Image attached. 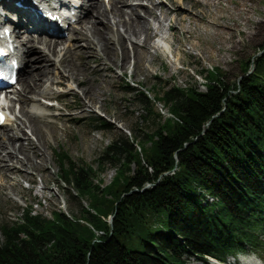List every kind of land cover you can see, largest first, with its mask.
Returning <instances> with one entry per match:
<instances>
[{
	"label": "trees",
	"instance_id": "16d2710c",
	"mask_svg": "<svg viewBox=\"0 0 264 264\" xmlns=\"http://www.w3.org/2000/svg\"><path fill=\"white\" fill-rule=\"evenodd\" d=\"M242 71L229 86L208 70L204 91L172 85L153 99L126 87L153 117L148 147L117 138L97 170L56 152L69 202L87 204L79 218L29 207L3 221L0 264H187L264 252V52ZM151 100L172 118L154 114ZM106 164L114 177L94 185Z\"/></svg>",
	"mask_w": 264,
	"mask_h": 264
},
{
	"label": "rangeland",
	"instance_id": "374dc122",
	"mask_svg": "<svg viewBox=\"0 0 264 264\" xmlns=\"http://www.w3.org/2000/svg\"><path fill=\"white\" fill-rule=\"evenodd\" d=\"M210 1L215 5H206L197 0H164L162 2L164 6L161 5V8L154 10V15L163 20L173 21L176 14L178 18L183 19L181 26L174 25L172 30L165 31L171 54L162 50L156 53L151 48H148L146 52L139 50L143 52L142 55L147 56V60H150L151 56L154 59L150 64L139 62L137 66L128 47L127 58L122 69H117L115 66L120 62L121 57L117 50H114L115 64L114 62L111 64L110 60L104 64L96 54H93L92 59L91 55L90 57L87 55V75L81 78L83 83L78 88L74 87V91L66 92L67 87L71 86L68 83L64 86L52 87L53 97H44L51 101L44 100V102L56 104L49 110H43L46 115L43 123L49 129L45 128L44 131H51L52 136H44L42 142L37 134L31 135L27 129H23L27 138L35 144L39 143L34 157L28 154L35 167L26 165L19 169L20 172L6 173L5 175L9 178L8 183L1 182V175L4 174H0V224L3 221H15L22 215L23 210L29 207H32L34 214L47 218H50L55 211H62L75 218L80 217L87 202L81 200L74 201V204L69 202L67 192L70 187L57 178L61 172L55 153L67 155L72 161L97 170V159L102 156L106 146L117 138L124 137L129 143L133 141L135 148L139 150L136 147V141L145 143V135L150 134L155 128L151 122L153 117H146L141 104L125 92L126 87L137 89L140 87L147 91L150 99H153L161 95L162 89L172 85L204 91L203 85L207 82L205 77L208 70H220L224 74L225 83L229 86L241 79L244 64L248 61L254 62L262 51L264 52V47L261 50L264 46V0ZM177 3L186 6L189 9L188 14L177 13L173 7ZM103 4L107 3L103 2ZM146 4L147 2L142 0L132 2L133 6H146ZM164 11H167L166 18L163 16ZM130 15L131 12L126 14V18ZM11 17H15L14 14H11ZM147 19L152 26L157 27L151 17L147 16ZM13 21L17 23L16 20ZM98 22L103 20L99 19ZM164 25H167V22H164ZM81 26V23L76 24L77 28ZM22 29L26 31L25 28ZM114 31L115 28H112L111 32ZM68 32L66 31L64 35ZM213 32L217 35L212 36ZM66 39L58 37L55 41L59 42L60 46V42H65ZM33 40L36 39L33 38ZM74 43L72 39L66 41L65 46L68 47ZM80 43L81 46L84 45L83 42ZM148 43L154 45L152 37ZM75 54L76 47H73L68 50L66 56L68 61L77 64ZM175 54L178 55L179 61L173 66L170 60H173L172 55ZM35 56L32 55L31 58ZM106 66H109L108 69H105ZM143 66L147 69L144 70ZM51 69L54 73V68ZM252 70L251 64L250 72ZM14 87L17 93L10 94L5 102L11 106L8 113L11 121H8V126L0 128L1 134L14 128V121L21 118L19 114L21 106L29 105H24L18 99L23 95L20 91V82ZM84 87L91 88L98 110L88 111L81 108L86 102L81 96V90ZM12 89L14 92L15 88ZM37 99L40 98L37 97ZM151 101L154 114H159L163 117L162 120L170 118L166 116L169 111L161 101ZM104 124L108 127L107 130H102ZM144 146L148 147L147 144ZM17 157L20 160L24 159L21 154ZM6 164L14 163L7 161ZM14 166L16 169L19 168L15 164ZM114 175V166L106 164L104 170L98 174L94 185L106 186ZM244 256L238 254L235 258L228 257L223 264H244L251 261L264 264L263 251L248 252ZM184 258L187 264H220L213 259L203 261L192 257Z\"/></svg>",
	"mask_w": 264,
	"mask_h": 264
},
{
	"label": "bare ground",
	"instance_id": "6f19581e",
	"mask_svg": "<svg viewBox=\"0 0 264 264\" xmlns=\"http://www.w3.org/2000/svg\"><path fill=\"white\" fill-rule=\"evenodd\" d=\"M14 1L17 0H1L0 7L6 11L0 14V35H3L9 44L16 47L15 54L9 59L18 62V67L14 70L15 83L20 82V91L23 93L18 99L24 105H29L21 106L19 110L21 118L14 121V128L2 134L0 132V174H4L1 175L3 183L9 182L6 173L20 172L19 169L26 165L34 166L28 154L34 157L39 143L36 141L37 144H35L27 138L23 129H27L31 135L37 134L42 142L44 136H52L51 131H44L45 128L48 129V126L43 123V119L46 117L43 110L51 109L48 102H44L46 100L44 97H53V86H64L68 83L71 86L67 87L66 92L74 91V87L78 88L83 83L81 78L87 75V55L88 57L91 55L92 59L94 58L93 54H96L104 64L107 60H110L111 64L113 62L115 64L114 50H117L120 52V62L122 60V63H116L115 66L117 69H122L127 58V49L130 48L137 66L139 62L150 64L154 57L151 56L150 60H147V56L142 55L143 52L139 50L146 52L148 48H151L156 53L158 50H162L171 54V47L165 31L169 32L174 25L181 26L183 21L182 18H178L177 14L173 21L163 20L154 15L156 8L164 6L162 3L164 0H157L158 3L155 0H142L147 2L146 6H133L132 2L138 0H102V2H98V0H21L23 6L20 9L13 5ZM103 2L107 3V6ZM51 4L61 5L70 15V21L62 20L63 27L61 26V28L66 25L67 28L63 31L58 28L55 35L44 28L48 23H53L58 27V13L51 7ZM183 6L180 3L173 5L177 13L186 15L189 9ZM62 8L61 10H63ZM37 11L51 15L53 20L49 22L40 17L36 13ZM71 12H75V14L72 15ZM129 12L131 15L126 18V14ZM166 13L167 11L163 13L165 18ZM11 14L19 15V17L16 15L11 17ZM147 16L152 18L157 27L152 26ZM99 19H102L103 22H98ZM13 20H16L17 23H14ZM164 22H167V25H164ZM78 23L82 25L79 28L76 27ZM22 28H25L26 31ZM112 28H115L114 32H111ZM66 31H69L68 37L64 35ZM32 32L34 33L30 34ZM35 33H39L41 36L38 37ZM58 37L67 38L66 41L74 39L75 43L66 47V41H61L59 46V42L55 41ZM151 37L154 45L148 43ZM80 42H83L84 45L81 46ZM73 47H76L77 64L68 61L66 56L68 50ZM32 55L36 56L31 58ZM172 59L170 62L173 66L178 64L177 54L172 55ZM108 67L106 66L105 69ZM51 68H54V73ZM143 69L146 70L147 67L143 66ZM7 88L9 89H7L5 99L8 100L9 95L17 93V91L16 87H12V85ZM12 88H15L14 92ZM81 96L86 100L82 104V109L88 111L97 109L95 106L97 103L90 87H84L81 90ZM46 101H51V99ZM52 104L55 105V103ZM10 107V104L5 103L0 108L6 117V120L0 124V128L11 121L8 116ZM18 154L23 155L24 159L20 160L17 157ZM5 160L14 163L19 168L16 169L14 164L7 165ZM244 264L249 263L244 262Z\"/></svg>",
	"mask_w": 264,
	"mask_h": 264
}]
</instances>
